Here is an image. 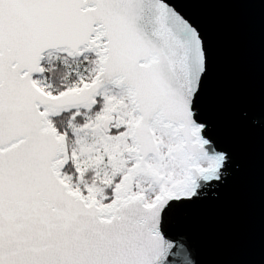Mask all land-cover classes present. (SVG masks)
<instances>
[{"label":"snow or ice","instance_id":"1","mask_svg":"<svg viewBox=\"0 0 264 264\" xmlns=\"http://www.w3.org/2000/svg\"><path fill=\"white\" fill-rule=\"evenodd\" d=\"M177 3L0 0V264H173L233 164Z\"/></svg>","mask_w":264,"mask_h":264},{"label":"water","instance_id":"2","mask_svg":"<svg viewBox=\"0 0 264 264\" xmlns=\"http://www.w3.org/2000/svg\"><path fill=\"white\" fill-rule=\"evenodd\" d=\"M210 49L201 104L226 183L170 225L173 264H264V0H178ZM246 114V115H245Z\"/></svg>","mask_w":264,"mask_h":264}]
</instances>
